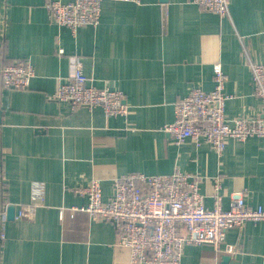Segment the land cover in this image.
Here are the masks:
<instances>
[{
	"label": "crops",
	"instance_id": "1",
	"mask_svg": "<svg viewBox=\"0 0 264 264\" xmlns=\"http://www.w3.org/2000/svg\"><path fill=\"white\" fill-rule=\"evenodd\" d=\"M49 1L0 0V69L28 60L36 73L27 90L3 89L0 79V212H6L0 264H131L130 250L116 245L114 222L68 211L88 202L79 191L95 179L106 201L117 177L179 169L202 177L201 192L212 208L214 178L221 175L224 209L234 192H243L249 207L264 209V138L229 139L219 158L206 144L176 145L162 131L194 87L213 89L217 62L233 96L227 119L263 117L249 61L264 63V0H231L225 19L191 0H107L100 24L76 36L49 22ZM71 55L81 58L90 84L124 93L128 117L74 110L52 99L66 81ZM35 181L46 185L45 200L19 218ZM225 243L236 253L187 245L182 264H264V220L228 230Z\"/></svg>",
	"mask_w": 264,
	"mask_h": 264
},
{
	"label": "built area",
	"instance_id": "2",
	"mask_svg": "<svg viewBox=\"0 0 264 264\" xmlns=\"http://www.w3.org/2000/svg\"><path fill=\"white\" fill-rule=\"evenodd\" d=\"M107 0H73L62 3L50 0L45 7L49 22L58 29L67 28L76 36L83 27L100 24L102 5ZM141 4V0H108ZM203 12L217 14L221 19L230 15L231 0H191ZM58 53L64 54L63 48ZM253 74L254 94L262 100L263 117H226L227 102L232 95L226 92L228 76L219 62L214 65V87L207 92L194 87L175 106V120L163 126L176 145L187 141L197 147L210 146L222 157L227 140L245 141L264 138V63L249 61ZM35 69L28 60H17L0 69L1 87L9 90H27L35 77ZM83 72L81 58L69 56V74L66 81L52 95L57 102H68L74 110L86 107L101 108L107 117H128L129 108L124 93L108 85L98 88ZM223 177L214 178V206L206 207L201 192L202 177L177 169L168 175H147L132 172L113 180L114 194L103 199L100 180L80 190L88 202L71 206L73 217L77 212L91 218L114 222L117 228L116 245L130 250L131 264H182L187 245H211L217 253L233 255L237 249L225 243L231 229H242L247 222L264 220L263 208H252L243 192L230 194V207L223 208L225 194ZM46 185L35 181L31 186V203L22 207L19 218H28L45 200ZM6 212H0V250L6 238Z\"/></svg>",
	"mask_w": 264,
	"mask_h": 264
},
{
	"label": "water",
	"instance_id": "3",
	"mask_svg": "<svg viewBox=\"0 0 264 264\" xmlns=\"http://www.w3.org/2000/svg\"><path fill=\"white\" fill-rule=\"evenodd\" d=\"M10 219H13L14 218V211L13 209H10V216H9Z\"/></svg>",
	"mask_w": 264,
	"mask_h": 264
},
{
	"label": "bare ground",
	"instance_id": "4",
	"mask_svg": "<svg viewBox=\"0 0 264 264\" xmlns=\"http://www.w3.org/2000/svg\"><path fill=\"white\" fill-rule=\"evenodd\" d=\"M262 221V220H261ZM253 222V221H252ZM259 222V221H258ZM256 223V222H255Z\"/></svg>",
	"mask_w": 264,
	"mask_h": 264
}]
</instances>
